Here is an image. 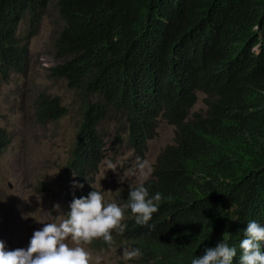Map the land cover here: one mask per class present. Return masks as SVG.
<instances>
[{"label": "trees", "instance_id": "1", "mask_svg": "<svg viewBox=\"0 0 264 264\" xmlns=\"http://www.w3.org/2000/svg\"><path fill=\"white\" fill-rule=\"evenodd\" d=\"M52 4L49 55L62 60L53 73L82 96L67 170L83 186L69 202L93 190L109 110L123 115L141 156L163 119L175 139L143 182L160 193L157 211L138 224L126 210L111 243L139 248L132 264H191L224 238L239 264L247 222L264 225V0H0V74L22 72ZM54 89L37 102L39 122L67 113ZM199 93L207 109L192 113ZM8 143L0 127V150Z\"/></svg>", "mask_w": 264, "mask_h": 264}, {"label": "rangeland", "instance_id": "2", "mask_svg": "<svg viewBox=\"0 0 264 264\" xmlns=\"http://www.w3.org/2000/svg\"><path fill=\"white\" fill-rule=\"evenodd\" d=\"M56 19L52 4L38 35L30 41L22 72L0 74V127L9 140L0 150V239L6 241L9 249L26 247L34 230L57 217L66 218L70 210L68 196L77 189L67 168L81 125L82 96L69 89L65 81L58 82L53 73V68L62 63L57 56L49 55ZM20 36L25 41V24L20 26ZM54 82L53 96L61 99L67 113L42 123L34 112L39 99L45 100L53 93ZM205 98L203 93L198 94L192 113L206 111ZM99 130L104 139L103 158L90 187L101 192L107 201L116 203L121 190L151 177L160 152L175 139L174 126L160 119L156 135L141 156L128 140L123 115L114 109L109 110ZM109 164L115 170L107 169ZM53 204H59V209H54ZM98 238L85 243L73 242L69 236L65 243L83 247L90 254L89 264H97L98 256L99 264L133 263L132 259L124 258L122 252L128 249L122 244L110 242L105 246L100 241L93 242Z\"/></svg>", "mask_w": 264, "mask_h": 264}, {"label": "clouds", "instance_id": "3", "mask_svg": "<svg viewBox=\"0 0 264 264\" xmlns=\"http://www.w3.org/2000/svg\"><path fill=\"white\" fill-rule=\"evenodd\" d=\"M107 169L115 170V166L109 164ZM73 185L83 186L75 180ZM159 200L160 193L150 196L143 182L130 188L125 204L109 202L97 190L88 192L86 196L74 197L71 202L68 200L70 210L66 218L57 217L34 230L26 247L9 249L6 241L0 239V264H89L90 254L79 244H66V238L70 236L73 242L87 243L100 237L93 242L110 243L112 229L113 232L123 231L121 219L126 210L135 214L136 223L144 224L157 211ZM59 207V204H53L54 209ZM243 237L239 243V264H264V225L256 220L248 221L243 229ZM236 251L235 246H230L222 238L214 246L205 247L201 255L191 260V264H232ZM122 253L125 259L141 255L140 249L135 247ZM96 260L99 264L100 257Z\"/></svg>", "mask_w": 264, "mask_h": 264}]
</instances>
